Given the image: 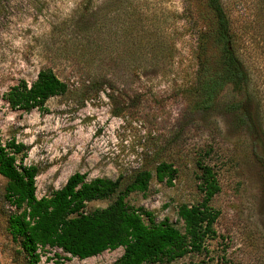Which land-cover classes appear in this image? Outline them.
Returning a JSON list of instances; mask_svg holds the SVG:
<instances>
[{
    "label": "rangeland",
    "instance_id": "rangeland-1",
    "mask_svg": "<svg viewBox=\"0 0 264 264\" xmlns=\"http://www.w3.org/2000/svg\"><path fill=\"white\" fill-rule=\"evenodd\" d=\"M220 1L250 77L252 130L224 110L233 101L227 89L210 109L194 106L198 37L209 26L203 0H93L97 19H107L96 37V63L114 80L96 86L79 70L78 29L70 21L82 0H0V135L27 148L22 164L40 171L37 198L61 189L75 173L86 181H129L167 162L178 170L173 186L153 180L127 201L152 212L156 222L168 219L181 228L177 208L200 200L195 160L209 152L206 162L221 188L212 203L220 212L216 237L207 241L206 257L184 261L264 264V0ZM156 49L159 58L152 56ZM209 54L218 57L212 46ZM135 66L142 71L137 76L130 72ZM42 69H52L68 92L49 99L47 113L9 109L3 95L21 81L33 82ZM4 185L0 176V264H24L6 232L13 209L2 198ZM107 204L95 201L87 209ZM122 253L78 260L46 248L40 264H52L55 254L68 258L64 264H113Z\"/></svg>",
    "mask_w": 264,
    "mask_h": 264
},
{
    "label": "trees",
    "instance_id": "trees-1",
    "mask_svg": "<svg viewBox=\"0 0 264 264\" xmlns=\"http://www.w3.org/2000/svg\"><path fill=\"white\" fill-rule=\"evenodd\" d=\"M91 2L82 0V8L70 21L78 29L74 40L81 46L83 65L79 70L96 86L105 80H110L109 83L114 80L96 63L101 60L96 37L107 19H97V12L90 8ZM203 3L209 26L198 37L197 82L192 93L198 101L194 106L197 110L210 109L227 89L233 101L224 110L237 114L238 122L252 130V116L246 107L252 97L250 77L239 55L238 38L221 1L203 0ZM260 26L264 29V19ZM209 46L218 54L215 59L209 54ZM134 54L136 60L142 57L139 50ZM160 55L159 49L152 54L154 58ZM130 72L137 76L142 71L135 66ZM67 92V84L52 69H42L33 82H19L2 99L13 111L47 113V101ZM26 152L22 143L14 138L4 142L0 135V176L5 181L2 198L13 209L6 219V232L24 264H40L46 248L60 250L78 260L122 248V255L113 264H213L212 260L184 261L188 257H206L209 253L206 243L216 237L215 224L220 212L212 203L221 188L214 167L206 162L209 152L195 160L200 200L182 203L177 208L181 228L168 219L156 222L152 212L135 208L127 201L132 194L147 192L153 180L173 186L178 170L171 163L159 162L153 170L137 171L129 181L122 177L86 181L85 175L75 173L61 189L37 198L35 178L40 171L36 166L22 164ZM95 201H109V204L88 210V203ZM54 256L52 264H64L63 260L68 259Z\"/></svg>",
    "mask_w": 264,
    "mask_h": 264
}]
</instances>
